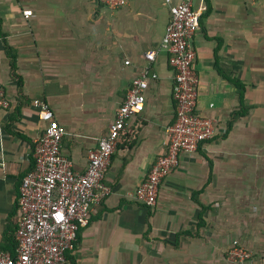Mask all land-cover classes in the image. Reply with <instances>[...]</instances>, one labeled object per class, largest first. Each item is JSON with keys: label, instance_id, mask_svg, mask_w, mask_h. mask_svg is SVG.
Instances as JSON below:
<instances>
[{"label": "crops", "instance_id": "crops-1", "mask_svg": "<svg viewBox=\"0 0 264 264\" xmlns=\"http://www.w3.org/2000/svg\"><path fill=\"white\" fill-rule=\"evenodd\" d=\"M193 7L196 108L216 120L215 133L181 153L147 206L134 193L165 151L174 119L162 47L169 5L0 0V84L9 103L0 108V250L15 252L20 182L45 126L33 101L53 111L65 130L61 152L83 172L132 79L147 70L144 110L117 140L104 177L110 193L91 207L68 264H264V0H193ZM234 243L251 257L230 260Z\"/></svg>", "mask_w": 264, "mask_h": 264}, {"label": "built area", "instance_id": "built-area-1", "mask_svg": "<svg viewBox=\"0 0 264 264\" xmlns=\"http://www.w3.org/2000/svg\"><path fill=\"white\" fill-rule=\"evenodd\" d=\"M99 1L112 9L126 2ZM164 1L169 5L170 17L162 47L168 53L172 69L175 107L174 119L165 130V151L156 157L134 193L135 199L147 206L156 203L160 183L178 165L181 153L196 151L214 135L216 126L214 118L202 115L196 108L199 76L194 66L196 51L192 39L199 28L200 12L194 9L193 0ZM145 58L153 60L154 51H147ZM148 79L147 70L132 79L106 133L89 150L83 172L74 170L72 162L61 152L65 130L53 111L46 102L33 101L45 126L34 144L33 166L20 182L15 252L0 250V264H68L67 251L73 247L80 226L88 223L91 207L110 193L104 181L105 170L117 140L133 132L130 119L144 110ZM8 105L0 84V108ZM251 255L252 252L241 245L228 249V258L232 261L243 262Z\"/></svg>", "mask_w": 264, "mask_h": 264}, {"label": "trees", "instance_id": "trees-1", "mask_svg": "<svg viewBox=\"0 0 264 264\" xmlns=\"http://www.w3.org/2000/svg\"><path fill=\"white\" fill-rule=\"evenodd\" d=\"M232 121H233V119L230 120V121L228 122V126H229V127L231 126ZM117 142H118V141H117ZM78 233H79V231L77 232V239H76V240H78Z\"/></svg>", "mask_w": 264, "mask_h": 264}, {"label": "rangeland", "instance_id": "rangeland-1", "mask_svg": "<svg viewBox=\"0 0 264 264\" xmlns=\"http://www.w3.org/2000/svg\"><path fill=\"white\" fill-rule=\"evenodd\" d=\"M117 154H118V156H119L120 152H118Z\"/></svg>", "mask_w": 264, "mask_h": 264}]
</instances>
